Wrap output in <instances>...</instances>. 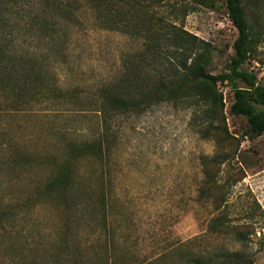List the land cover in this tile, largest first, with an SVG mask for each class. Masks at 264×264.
Masks as SVG:
<instances>
[{"label": "rangeland", "instance_id": "1", "mask_svg": "<svg viewBox=\"0 0 264 264\" xmlns=\"http://www.w3.org/2000/svg\"><path fill=\"white\" fill-rule=\"evenodd\" d=\"M10 1L1 9L0 36L15 54L38 58L61 94L17 110L14 99L0 92V205L18 214L14 228L3 233L0 264L22 257L62 264L69 256L77 264H191L196 256L264 264V133L249 136L246 119L229 112L230 87L217 83L234 139L218 150L225 159L215 197L200 196L199 157L216 149L211 136L198 132L201 110L160 101L143 111L110 114L102 123L91 104L100 85L119 79L124 60L142 49V40L90 22L62 27L53 40L31 24L29 0ZM243 6L251 40L241 68L264 86V0ZM158 13L206 43L197 52L207 72L224 70L237 36L225 0L211 6L169 0ZM98 137L103 160L74 161L71 199L80 204L69 211L33 189L46 164L8 163L13 152L67 159L68 142ZM64 239L70 248H60Z\"/></svg>", "mask_w": 264, "mask_h": 264}, {"label": "trees", "instance_id": "2", "mask_svg": "<svg viewBox=\"0 0 264 264\" xmlns=\"http://www.w3.org/2000/svg\"><path fill=\"white\" fill-rule=\"evenodd\" d=\"M168 1L29 0L32 9L30 22L53 40L62 27L83 26L89 22L101 29L117 30L140 38L142 49L124 60L122 74L115 83L100 85L90 97L91 104L99 113L102 123H108L110 114L143 111L160 101H184L201 110L203 122L198 132L205 137L211 136L216 149L213 156L199 157L202 179L198 191L200 196L213 197L216 194L218 166L225 159L223 151L218 153V150L223 148L222 142L228 138L234 139L226 128L223 95L217 87L218 82H225L230 87L232 99L229 112L246 119L247 134L254 137L264 133V86L258 82L256 74L241 68L248 59L251 40L243 6L246 0H225L227 14L237 30V36L233 41L232 55L225 63L224 70L217 74L204 69V57L197 52L204 49L206 43L158 13L159 8ZM194 1L211 6L217 0ZM10 2L0 0V24L1 9ZM239 82L243 86L238 85ZM0 92L14 99L11 104L18 110L32 100L40 102L51 98V95L61 94V89L47 77L46 69H43L38 58L15 54L0 36ZM67 150V159L55 156L33 158L26 153L13 152L8 156V163L39 160L46 164L33 189L40 196L51 197L69 211L80 204L77 199H71L74 161L86 156L102 161L105 148L103 139L98 137L82 142L70 141ZM104 198L102 193L101 201ZM17 218L18 214L13 213L9 206L0 205V247L4 242L3 233L14 228ZM63 224L67 230L70 229L69 220ZM217 227L215 224L213 230ZM10 242L14 245L15 241ZM63 242L60 248H70L66 239ZM228 257L232 258V254ZM224 259L225 262L216 263L205 256H196L190 259V263L226 264V257ZM247 260L251 264V260ZM8 264L48 263L36 257L29 260L22 257ZM62 264L77 262L69 256L64 258Z\"/></svg>", "mask_w": 264, "mask_h": 264}]
</instances>
